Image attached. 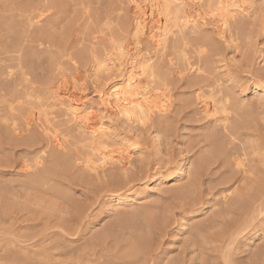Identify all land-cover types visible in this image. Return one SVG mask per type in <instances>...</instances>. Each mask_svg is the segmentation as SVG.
Returning a JSON list of instances; mask_svg holds the SVG:
<instances>
[{
  "label": "rangeland",
  "instance_id": "obj_1",
  "mask_svg": "<svg viewBox=\"0 0 264 264\" xmlns=\"http://www.w3.org/2000/svg\"><path fill=\"white\" fill-rule=\"evenodd\" d=\"M96 1L0 0V264H264V0L248 1L249 16L230 22L227 42L211 28L169 37L152 66L171 110L146 131L110 123L115 145L123 138L135 148L129 169L104 174L83 166L88 149L56 109L48 116L62 149L24 127L51 109L58 80L78 75L91 93L94 58L112 40H133L129 0ZM197 95L210 101L207 114Z\"/></svg>",
  "mask_w": 264,
  "mask_h": 264
},
{
  "label": "bare ground",
  "instance_id": "obj_2",
  "mask_svg": "<svg viewBox=\"0 0 264 264\" xmlns=\"http://www.w3.org/2000/svg\"><path fill=\"white\" fill-rule=\"evenodd\" d=\"M94 1H96V0H94ZM248 1H250V0H129V3L131 5L132 15H133V20H132L133 40L131 39L132 40L131 42L123 41L122 39L119 38L120 37L119 36L118 37L119 39H115V40L108 42V43H110L109 48H105V49L102 48L103 53L101 56L98 55L99 57L94 58L93 65L91 66L93 68V71H94L93 80H92V83L94 85V88H93L94 90L91 93H88L85 88H82V85L84 84L83 79H81L78 75L74 76V77L63 78L61 80H58L54 84L53 88L51 90H49L50 94L48 96H50V101H49L50 103L49 102L48 103L50 104L51 109L49 106H47V107H49L51 112H49L50 110L48 112L45 111L49 114H46L45 112H43V115L41 113H38V114L32 113L27 118L26 122L23 121V122H25L24 127L26 129H28L29 127L35 125V128L37 127V129H39L42 132V134L45 135L46 138H48L49 145H53L54 148H56V149H62L65 146V137L63 134H61L62 131L59 132V130H58L59 128L56 129L53 126H51V124H50V119L53 118L51 116V114H52L53 110L56 109L55 111H59V117L61 116V118L65 121V125H67L66 127H63V128L67 129V127L70 126V129L72 128L71 130H74L76 132V134H78L80 136L79 139L81 140V142H83L86 145V147L88 149V154H87V158L83 161V166L88 170V172H91L94 174H99V173H103L107 168H115V169L120 170L121 172H125L127 169H129L128 167L131 164L132 155H133L132 154L133 150H131V149L135 148V144H130L129 141H127V140H126L127 142H123V138H121L122 139L121 143L119 145L118 144L115 145L116 142H115L114 138L117 137V134H115L111 131L110 123H113L114 121H117V120H122L131 129L138 128L141 131H146L147 128L149 127L148 125H149V123H150V121L154 115L155 116L158 115V116H162V117L166 116L170 112L171 107H172V98H171V94H170L169 90L167 89L166 86L161 85V84H157V82H156V75L157 74H156V71L154 70V67L152 66L153 59L155 57L157 58L158 55L163 54L165 48L167 47L166 46L167 40L175 32H177L181 36V34L185 30H189V33H190V30L195 31V30H198L200 28H211V31H213L215 33V35L218 37V39L223 41V43L227 42L229 39H231L230 29H229L230 22L234 21L233 19L236 17L246 18L247 16H249L248 14H250L249 13L250 7H249ZM30 2H32V1H30ZM30 2H29V4H30ZM47 2H48V0H47ZM48 3H46V4H48ZM44 5H42V6H44ZM137 5L139 7H137ZM169 5L172 6L171 9L169 8ZM176 5H180V7L176 8ZM203 5L207 6V11L205 13H201V10H200L203 7ZM40 8L38 9V7H37L38 10H42ZM56 9H58V7ZM26 12H28V11H26ZM38 12H39V14H41L40 11H38ZM44 12H46V11H44ZM177 12L179 13V17H177ZM169 13H171V19H169ZM34 14H36V13H34ZM47 14H48V11H47ZM41 16H42V14L39 15L40 18H41ZM48 16L50 17V15H48ZM97 16H98V14H97ZM23 17H25V15H23ZM36 17H37V15H36ZM87 17H88V15H87ZM40 18H38V19L35 18V19L38 20L37 22H39ZM54 19H55V16H54ZM36 20H35V22L33 20L32 21L34 22V27L37 28V26H35ZM121 20H123V19H121ZM178 20H179V23H178ZM23 23H25V22H23ZM26 23H28V22L26 21ZM48 23H49V21H48ZM51 23H53V22H51ZM38 24H36V25H38ZM30 25H31L30 28H32L33 25L32 24H30ZM40 26H41V24H40ZM96 28L94 29L95 31L97 30ZM27 30H29L28 27H27ZM231 30H232V28H231ZM89 31H90V29H89ZM19 37L20 36H18V38H17L18 40H19ZM115 37H113V39ZM34 38H36V37H34ZM34 38H33V41H35ZM171 38H172V36H171ZM178 38H179V36H178ZM23 39H25V38H23ZM29 39H30V37H29ZM41 41H43V40H41ZM143 42L145 43V45L142 44ZM182 43H183V41H182ZM22 45L23 44H21V46ZM35 45L33 44V46H35ZM97 45H98V43H97ZM15 46L17 47V44L14 45V47ZM14 47L12 46L13 49H15ZM3 50H4V48H3ZM23 50H25V49H23ZM33 50H35V49H33ZM102 50H101V52H102ZM25 51H23V52H25ZM5 52H6V50H5ZM29 59L31 60V58H29ZM59 60L60 59H58V61ZM16 62H17V60H16ZM25 63H26V60H25ZM187 66H189V68H188L189 70L193 69L189 62H187ZM21 69H22V67H21ZM198 70H200V69H198ZM173 71H175V75H179L181 73L180 71L177 70V67L174 68ZM20 72H21V70H20ZM20 75H22V74H20ZM12 79H14V78H12ZM26 79H28V78H26ZM25 80H22V81L25 82ZM26 82L29 83V86H30V83H32L29 81H26ZM155 82H156V84H155ZM23 85H25V84H23ZM254 86L255 87H254L253 93H252L253 96L258 95V91L260 88L258 84H255ZM25 88H27V86ZM41 88L37 87V89H41ZM48 88H51V87H48ZM30 91H32V89ZM37 92H39V90ZM12 94H13V92H12ZM34 94H32V95L34 96ZM28 98H30V97H28ZM197 98H198V100H200L199 104L201 105L203 113L207 114L211 108L210 101L202 98L200 95H197ZM20 99H21V97H20ZM22 99L26 100L25 98H22ZM18 100H19V97H18ZM48 103H47V105H48ZM35 106H37V105H35ZM44 109H45V107H44ZM26 113H27V111H26ZM55 114H56V112H55ZM48 115H50L51 118H49ZM53 120H55V119H53ZM248 120H249V116H248ZM243 121H244V119H243ZM117 122H119V121H117ZM55 123H57V122H55ZM62 123L63 122L61 121V124ZM65 125H63V126H65ZM244 126L245 125H243V127ZM61 127H60V129H61ZM66 129H65V132L66 131L69 132V130H66ZM70 132H72V131H70ZM74 136H75V134H74ZM137 136L138 135H136V137ZM48 151H50V150H48ZM54 156H55V154H54ZM34 158H35V156H34ZM40 163H41L40 158L39 157L36 158L35 165H40ZM55 165H56V163L54 162V166ZM51 170H50V172H51ZM188 174H189V172H188ZM181 176H182V169L180 168V165H175L173 167L174 179H178ZM190 178H191V175H190ZM34 179H36V177ZM29 181H32V180L29 179ZM160 181L161 180H159L158 184L155 185L154 188L157 187L161 183ZM194 184H195V182H194ZM187 187H188V185H187ZM188 189H189V187H188ZM140 195H142V196L147 195V192H144ZM115 201L118 204H124L128 201L132 202V204L136 202L135 198H133V197H131V198H129V197H117V198H115ZM40 203H41V201H40ZM209 204L210 203L203 205L202 208L198 211H200L201 214H204L208 208L212 207V205H209ZM40 209H39V211L41 212ZM42 211H43V209H42ZM97 236H99V235H97Z\"/></svg>",
  "mask_w": 264,
  "mask_h": 264
},
{
  "label": "snow or ice",
  "instance_id": "obj_3",
  "mask_svg": "<svg viewBox=\"0 0 264 264\" xmlns=\"http://www.w3.org/2000/svg\"><path fill=\"white\" fill-rule=\"evenodd\" d=\"M137 7H139L138 5H137ZM171 5H169V8L171 9ZM180 7V5H176V8H179ZM177 17H179V13L177 12ZM169 19H171V13H169ZM178 23H179V20H178Z\"/></svg>",
  "mask_w": 264,
  "mask_h": 264
}]
</instances>
